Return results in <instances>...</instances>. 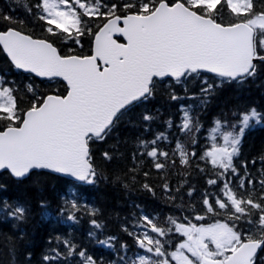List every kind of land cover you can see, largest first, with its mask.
Instances as JSON below:
<instances>
[{
  "label": "snow or ice",
  "instance_id": "1",
  "mask_svg": "<svg viewBox=\"0 0 264 264\" xmlns=\"http://www.w3.org/2000/svg\"><path fill=\"white\" fill-rule=\"evenodd\" d=\"M14 2L47 35L34 38L18 30L25 21L0 8V24L6 26L0 30V52L17 71L66 82L65 95L41 94L33 83L21 87L8 72L0 74V174L7 172L16 180L46 171L96 185L108 177L97 169L94 145L114 137L116 143L101 156L105 161L121 158L119 145L127 141L122 142L116 130L122 123L150 130L159 119V110L154 113L145 106L165 78L185 85V96L169 90L170 101L196 100L198 107L205 108L224 83L244 84L264 71V0ZM9 9L15 11L11 5ZM117 34L123 42L114 38ZM85 38H90L91 53L75 54L74 47L83 49ZM63 47L68 51H62ZM202 72L215 74L219 83L201 77L199 95L188 96L186 82ZM21 92L31 94L26 108ZM138 108L143 111L133 120L131 114ZM179 111L171 156L158 147L161 142H172L167 132H157L151 140L137 137L136 151L131 154L135 167L126 175L135 184L145 157L164 172L175 167L177 159L185 168L194 163L205 177V188L198 190L183 175L174 190L164 178L162 190L166 199L175 203L187 185L184 194L190 200L198 195L199 207L176 204L182 215L159 222L158 216L145 214L140 205H134L139 216L133 212L131 222L121 225L135 246L131 256L127 243L116 248V236L97 243L116 252L118 260L112 264H264V156L250 162L239 159L246 131L264 124V112L255 106L222 111L207 130L210 143L198 156V134L203 125L198 115H192V104H180ZM165 124L173 128L171 118ZM181 137L190 141L191 150ZM258 160L261 166L256 173L250 172L249 164L255 166ZM148 175L143 172L145 180ZM116 180L121 177L117 175ZM123 187L129 189L130 185ZM141 189L155 195L147 182ZM78 199L76 194L71 199L61 197L62 205L54 216L46 201L41 200L39 207L45 217L60 223H78L77 213L89 215L93 230L88 236L95 238L105 227L95 219L100 210L77 203ZM30 214L26 203L0 201V220L4 222L22 224ZM19 231L18 238L23 240L25 233ZM53 240L57 246L43 256L44 264H71L74 256L79 264H98L72 240L57 235L48 243ZM9 245L10 254H14L10 238ZM99 264H104L102 259Z\"/></svg>",
  "mask_w": 264,
  "mask_h": 264
},
{
  "label": "trees",
  "instance_id": "2",
  "mask_svg": "<svg viewBox=\"0 0 264 264\" xmlns=\"http://www.w3.org/2000/svg\"><path fill=\"white\" fill-rule=\"evenodd\" d=\"M26 2L31 5L35 0H26ZM9 5L15 11H10ZM0 8H3L6 13L25 21L24 25H21L18 30L32 34L34 37L46 38L47 34L36 23L30 22V18L14 0H0ZM223 15L225 20L229 19L227 11ZM5 27V25L0 24V30H4ZM82 43L84 44L83 49L75 48L70 44L68 47H74L75 54H90V38H85ZM68 47H63L62 51L67 52ZM3 72H8L9 78L15 80L21 87L27 83H33L41 94H66V82L62 79H41L32 74L17 71L9 65L5 54L0 52V74ZM201 77L207 78L210 83H219V78L215 75L202 72L199 77L186 82L188 96L199 95ZM184 87L185 85L176 84L175 80L171 78H166L158 84L155 97L145 106L154 113L159 110V119L151 124L148 132H144L143 126L133 128L126 123H122L118 127L116 132L119 134L120 140L122 142L127 141V143L119 145L120 153L123 154L121 158L105 161L101 156L103 151L109 150V146L116 143L114 137L108 139L107 143L101 142L94 145V159L97 169L98 171L101 169L104 171L108 177L107 180H100L96 185H89L46 171L34 172L22 181L12 178L7 172L0 174V184L5 186V189L0 190V201L7 199L10 204L17 201L26 203L31 210L29 219L22 224L0 220V264H44L43 256L49 254L48 250L50 248L57 246L54 240L49 244V238L57 235L68 238L79 247L86 249L87 254L96 259L98 264L101 259L104 264H112L113 261L118 260L116 252L111 248L98 244L97 241L108 236H116V248L119 249L121 242L127 243L131 249L128 255L131 256L135 251V246L131 237L122 232L121 225L131 222L133 212H136L139 216V212L134 205H140L145 210V214L158 216L159 222H163L168 216L180 217L182 215L181 210L176 208V204H181L185 208L189 204H196L199 207L197 204L198 195L194 194V199L190 200L184 194L187 191V185L177 194L175 203L167 200L162 190V185L165 182L164 178L167 179L169 186L174 190L181 182L183 175H187L188 183L198 190L205 188V177L196 171L194 163L191 168H185L180 166L177 159L176 166H169L167 171L164 172L155 169L150 158L145 157L143 164L136 173V183H130V177L126 174L129 168L135 167L131 160V154L136 151L137 137L151 140L157 132H167L169 140L172 142H161L158 147L169 152L171 156V150L175 147L174 134L177 132L175 125L179 123L181 115L179 105L184 104L187 107V105L192 104V115H198L199 122L203 125L201 133L198 134V146L196 147L199 156L207 144L210 143L206 139L208 136L207 130L213 127V119L218 117L222 111L228 112L235 106H240L242 109L255 106L259 111L264 112V71L254 80L250 79L244 84L224 83L217 89L214 97L210 98L205 108L198 107V101L196 100L183 99L177 102L168 99L169 90H174L179 96H185ZM21 95L24 97L25 103L23 106L26 108L31 94L26 95L21 92ZM141 111H143L142 108L136 109L131 114V118L136 120ZM169 118L173 121L172 129H168L165 124V121ZM181 140L191 150L190 141L186 137H181ZM260 156H264V124L255 125L245 134L239 159L250 162L253 158H259ZM160 162L163 163V159ZM204 166L201 163V167ZM260 166L259 160L255 166L250 163L249 171L256 173ZM145 171L149 173L146 180L143 177ZM117 175L121 177V180H116ZM145 182L153 188L155 195L141 189V185ZM125 183L130 185L129 189L123 187ZM72 194L79 196L80 199L77 200V203H87L100 210L95 219L103 222L105 227L103 231L96 232L95 238L88 236V233L93 230L90 226L92 217L89 215L77 213L78 223H73L70 220L60 223L54 218L45 217L43 215L44 210L39 207L41 200L46 201L49 205V211L54 216L62 205L61 197L67 196L71 199ZM65 215H68V213L66 212ZM183 215H187V212H184ZM20 229H23L25 233L23 240L18 238ZM9 238L15 248L14 254L9 252ZM60 251H64L62 245ZM77 251H79V248ZM29 253L31 254L30 258ZM71 264H79V258L72 257Z\"/></svg>",
  "mask_w": 264,
  "mask_h": 264
},
{
  "label": "water",
  "instance_id": "3",
  "mask_svg": "<svg viewBox=\"0 0 264 264\" xmlns=\"http://www.w3.org/2000/svg\"><path fill=\"white\" fill-rule=\"evenodd\" d=\"M117 36H119V34H117ZM114 37V38H116V39H118V37ZM119 40V39H118ZM120 41V40H119ZM120 42H123V41H120ZM62 79V78H61ZM58 175H61V176H65V177H68V176H66V175H64V174H58ZM68 178H71V179H74V180H76L75 178H72V177H68Z\"/></svg>",
  "mask_w": 264,
  "mask_h": 264
},
{
  "label": "rangeland",
  "instance_id": "4",
  "mask_svg": "<svg viewBox=\"0 0 264 264\" xmlns=\"http://www.w3.org/2000/svg\"><path fill=\"white\" fill-rule=\"evenodd\" d=\"M253 128V127H252ZM249 131V130H248ZM248 131H246V133L245 134H247L248 133Z\"/></svg>",
  "mask_w": 264,
  "mask_h": 264
}]
</instances>
